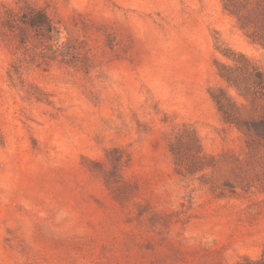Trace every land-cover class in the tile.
Wrapping results in <instances>:
<instances>
[{
	"label": "rangeland",
	"instance_id": "obj_1",
	"mask_svg": "<svg viewBox=\"0 0 264 264\" xmlns=\"http://www.w3.org/2000/svg\"><path fill=\"white\" fill-rule=\"evenodd\" d=\"M263 249L264 0H0V264Z\"/></svg>",
	"mask_w": 264,
	"mask_h": 264
},
{
	"label": "trees",
	"instance_id": "obj_2",
	"mask_svg": "<svg viewBox=\"0 0 264 264\" xmlns=\"http://www.w3.org/2000/svg\"><path fill=\"white\" fill-rule=\"evenodd\" d=\"M41 17V16H40ZM40 20H37L35 22H33V25H36V23H39ZM240 264H264V249L263 252L260 256V258L256 259V260H251V259H245L243 262H241Z\"/></svg>",
	"mask_w": 264,
	"mask_h": 264
}]
</instances>
